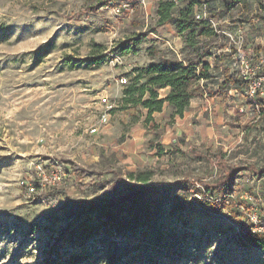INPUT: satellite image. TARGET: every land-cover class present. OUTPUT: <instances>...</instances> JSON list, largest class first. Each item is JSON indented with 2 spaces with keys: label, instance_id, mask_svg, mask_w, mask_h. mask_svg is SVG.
Instances as JSON below:
<instances>
[{
  "label": "rangeland",
  "instance_id": "374dc122",
  "mask_svg": "<svg viewBox=\"0 0 264 264\" xmlns=\"http://www.w3.org/2000/svg\"><path fill=\"white\" fill-rule=\"evenodd\" d=\"M98 2L0 0V264H66L65 255L72 249L65 243V232L76 218L70 210L73 200L102 196L103 185L112 184V170L140 167L153 168L156 181L189 178L193 184L188 209L172 214L166 205L160 218L164 232L180 237L176 244L184 247L181 255L163 254L164 261L175 257L166 264H264V251L245 244L241 225L227 215L228 208L213 212L199 204L214 198L196 183L198 179L216 181V168L190 153L173 152L177 147L186 152L196 148L213 159L222 152L231 163L254 162L264 155V119L256 107L231 91L220 97L203 96L210 98L211 109L200 111L202 118L195 122L198 129L189 141L182 135L174 142L172 131L165 133V127L156 125L138 145L128 140L132 123L145 118L142 106L120 110L117 117L109 109V122L91 134L89 129L99 125L107 109L101 96L119 105L123 87L134 76L132 69L151 61L150 49L179 52L182 41L171 25L157 24V0L85 10ZM183 4L177 1V6ZM216 4L220 6L219 0ZM196 8L200 13L202 7ZM242 10L237 7L212 18L220 37L210 43L212 56L207 59L218 63V72L229 59L237 61L243 56V50H248L246 60L254 59V70L264 62L260 52L254 58V49L264 46V27L256 20L243 23ZM138 35H143V41L137 52H110ZM95 44L106 48L103 54L107 57L97 66L87 60ZM122 77L127 78L125 84ZM215 79L207 82L210 90L222 76ZM251 79L264 100V78ZM162 117L163 124L174 123L171 110L166 109ZM160 148L165 152L162 156L157 154ZM75 168L86 174L77 177ZM55 172L62 174L59 183L28 192V185L39 184ZM235 183L225 199L223 194L216 197L227 201L226 205L243 203L239 211L246 217L250 212L258 214L262 181L244 171ZM152 259V264H160Z\"/></svg>",
  "mask_w": 264,
  "mask_h": 264
},
{
  "label": "trees",
  "instance_id": "16d2710c",
  "mask_svg": "<svg viewBox=\"0 0 264 264\" xmlns=\"http://www.w3.org/2000/svg\"><path fill=\"white\" fill-rule=\"evenodd\" d=\"M98 1L95 5L89 4L85 10L93 12L100 6L115 8L118 2L126 4L133 0ZM177 1L157 0L155 13L158 25H171L180 35L183 44L179 52L171 50L157 53L150 49L151 61L132 69L134 76L123 87L118 109L142 106L147 111L146 121L149 123L152 115L162 112L166 105L172 109L171 118L174 119L177 116L183 117L195 97L206 95L214 98L234 91L238 93L237 98L240 96L245 104L256 107L260 118L264 119V100L259 96L260 90L255 88L253 95L248 94L252 88V76L264 78V62L252 73L245 75L240 65L235 64L236 61L229 59L223 71L218 72V63H214V66L207 59L212 56L210 43L220 37L219 28H215L210 19L222 17L240 7L243 9V23L252 24L256 20L264 27V0H219L220 6L216 4V0H182L184 4L181 6H177ZM255 3L257 9L254 10ZM197 5L202 7L200 12L206 13V17H196ZM81 12L86 13L84 10ZM142 41L143 35L128 38L110 52H137ZM105 49L103 45L95 44L92 55L87 59L89 63L95 66L105 63ZM254 52V58L258 59L260 54L264 55V46L258 45ZM242 53L245 56L248 50H243ZM254 63V59L249 60L253 68ZM219 76H222V81L210 90L207 82H216L215 78ZM161 90L165 92L162 94ZM178 151L185 155L190 153L194 158H202L218 171L216 181L198 179L196 184H201L214 198L208 203L199 201V204L213 212L228 208L227 215L237 219L241 225V238L245 244L264 251V231L256 230L248 215L246 217L239 211L243 203L239 206L237 202L230 201L226 205L227 201L216 197L223 194L225 199L226 191L235 186L238 174L251 172L256 180L262 181L258 217L264 223V155L254 162L248 161L245 165H240L231 163L222 152L216 153L213 159L196 148L186 152L177 147L173 152ZM164 153L163 148H160L157 154L162 156ZM73 170L77 177L86 174L82 169ZM112 172V184L103 185L102 196L93 200H73L70 205L71 212H76V218L71 229L65 232V243L72 249L65 255L66 264H145L148 259L151 260L148 264H152V258H156L160 264L174 261L175 257L164 261L162 255H181L184 247L176 244L181 240L180 237L164 232L160 218L166 205L170 206L172 214L188 209L193 189L189 178L173 183L156 181V171L151 167ZM249 192L257 196L256 191L250 189ZM217 198L219 201H216Z\"/></svg>",
  "mask_w": 264,
  "mask_h": 264
},
{
  "label": "crops",
  "instance_id": "0c3cea01",
  "mask_svg": "<svg viewBox=\"0 0 264 264\" xmlns=\"http://www.w3.org/2000/svg\"><path fill=\"white\" fill-rule=\"evenodd\" d=\"M177 36H180V35L177 34ZM182 44L183 42L181 41L178 46H180L181 48ZM225 48L227 49V46ZM121 98L118 100V103H121ZM210 103H211V100L210 98H207V97L193 98L190 104V108L187 111H185L183 117H178V116L175 117L174 123L171 125L162 123V119H164V117H162V114H164L166 109L171 110V113H172V109L169 106L166 105L162 112H155L152 115L153 116L152 120L149 123H147L146 121L147 111L145 110V113H144L145 118L132 123V127L134 128V130H132V132L128 135L127 139L133 142L134 144L138 145L139 143L143 141L145 136L150 134L152 127L154 128V126L156 125L158 126V129H161V127H165L164 128L166 129L165 133H171L172 131L171 134L172 135L175 134V136L173 137L174 142L177 141L178 136H182V135L185 136L186 141H189L191 137L193 136L192 133H194L198 129L195 122L196 120H200L202 118V116L199 114L200 111L203 112L207 109H211ZM112 106H114L112 107L113 108L112 117L119 116L118 112L120 111V109H118V105L112 104ZM131 109H133V107H130L126 110H121V111L123 112V111L131 110ZM110 116L111 115L109 113V120H110Z\"/></svg>",
  "mask_w": 264,
  "mask_h": 264
},
{
  "label": "built area",
  "instance_id": "2783aa9c",
  "mask_svg": "<svg viewBox=\"0 0 264 264\" xmlns=\"http://www.w3.org/2000/svg\"><path fill=\"white\" fill-rule=\"evenodd\" d=\"M207 14L206 13H197L196 17L199 19L201 17H206ZM210 21L212 22L213 26H214V21L212 20V18L210 19ZM215 27V26H214ZM242 42H235L238 47H241L242 45ZM235 64H238L240 65L241 67V70L242 72L245 74V75H248L250 73H252L254 71V68L249 64V61L246 60L244 58V56H240L238 58V60L236 61ZM121 82L123 84H125L127 82V78L126 77H122L121 78ZM255 88L256 87H252L250 90H249V95H253L254 92H255ZM101 102L105 105H107V109L101 114L100 116V120H99V125H93L90 129H89V132L91 134H96L99 130V127L101 125H105L108 123L109 121V109H111L113 106L112 104H109V100H108V97L106 95H102L101 98H100ZM62 180V174L60 173H52L50 174L49 176L47 177H44L42 178V180L40 181L39 184H36V185H28V192L29 193H35L37 192L38 190H42V189H45L46 186H51V185H55L56 183H59L60 181ZM248 218H249V221L254 225L255 229L258 230V231H264V223H261L259 217H258V214L257 212H250L248 214Z\"/></svg>",
  "mask_w": 264,
  "mask_h": 264
}]
</instances>
